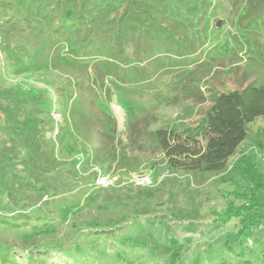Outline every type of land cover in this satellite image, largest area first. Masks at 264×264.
Segmentation results:
<instances>
[{"label": "rangeland", "instance_id": "1", "mask_svg": "<svg viewBox=\"0 0 264 264\" xmlns=\"http://www.w3.org/2000/svg\"><path fill=\"white\" fill-rule=\"evenodd\" d=\"M55 1L0 0V109L13 105L11 93L41 104L67 94L62 112L53 113L57 137L66 129L60 163L42 207L33 209L41 211L28 221L41 229L0 225V257L8 247L17 248V264H264V118L249 126L219 174L171 169L154 137L159 128L201 135L217 94L264 87V0H207L206 29L190 44L196 53L161 56L147 64L150 72L161 64L158 72L135 86L122 79L139 76V62L104 71L96 66L103 58L88 68L40 66L43 48L54 50L58 39L39 41L30 27L37 8L28 4ZM10 50L32 66L12 71ZM0 169L8 177L18 172L19 182L32 173L2 162ZM17 185L0 183V191ZM11 213L8 202L0 204V217Z\"/></svg>", "mask_w": 264, "mask_h": 264}, {"label": "trees", "instance_id": "2", "mask_svg": "<svg viewBox=\"0 0 264 264\" xmlns=\"http://www.w3.org/2000/svg\"><path fill=\"white\" fill-rule=\"evenodd\" d=\"M28 5L37 8V15L30 21L35 23L30 27L35 30L34 34L39 35V41L55 44L58 39L54 50L50 44L43 48L40 54L43 57L38 58L40 66L51 68L75 63L79 68H88L103 58L96 66L104 71L108 66L114 68L115 64L128 66L139 62L142 65L139 76L126 74L127 77L124 75L122 79L130 86L156 74L161 64L158 63L152 72L147 64L161 56L169 59L195 54L190 44L202 37L196 35L206 29L211 6L207 0H56L38 7L31 3ZM21 44L23 42L19 51L24 47ZM47 52L50 53L43 54ZM19 55L12 50L6 54L5 61L12 71L16 67L29 69L32 66L24 55ZM45 57L55 64H47ZM84 58L86 60H80ZM118 74L116 71L110 75ZM98 80L99 75L90 78L89 82ZM78 81L74 88L81 90L84 85ZM119 88L117 92L121 91ZM11 95L13 105L0 109L5 118V124L0 128V162L11 168L18 165L31 168L32 173L30 179L19 182L18 172L8 177L0 169L1 184H8L10 180L19 184L0 191V204L8 202L12 210L11 217H0V225L16 228L24 223L27 231L36 233L41 228L29 226L28 221L41 211L33 209L42 207L41 203L51 189L49 180L60 163L59 143L66 129L63 128L62 137H57L59 133L56 135L55 129H59V124L53 113L58 111L57 108L62 112L61 104L66 103L67 94L59 92L54 99L48 98L46 104L37 100H16ZM97 113L101 117L99 111ZM259 118H264V87L251 84L214 97L201 135L186 129L159 128L154 131V137L166 165L171 169L219 174L226 170L229 161L247 139L249 126ZM62 127H69L68 122ZM69 178L72 181L71 176ZM20 195L26 198L19 199ZM37 216L43 217L41 214ZM45 220H41L42 223ZM5 249L7 252L0 257V264H17V248ZM48 255L58 257L56 253Z\"/></svg>", "mask_w": 264, "mask_h": 264}]
</instances>
